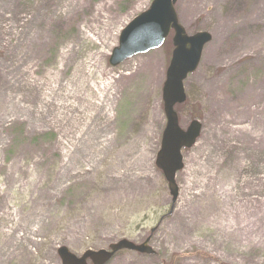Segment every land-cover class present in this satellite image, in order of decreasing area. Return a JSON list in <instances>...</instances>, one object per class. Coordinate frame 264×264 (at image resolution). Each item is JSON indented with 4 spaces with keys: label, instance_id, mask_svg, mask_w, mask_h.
Returning a JSON list of instances; mask_svg holds the SVG:
<instances>
[{
    "label": "rangeland",
    "instance_id": "obj_1",
    "mask_svg": "<svg viewBox=\"0 0 264 264\" xmlns=\"http://www.w3.org/2000/svg\"><path fill=\"white\" fill-rule=\"evenodd\" d=\"M150 2L55 0L50 16L49 0H0V264H61L59 246L80 256L120 239H148L153 253L120 250L106 264H264V0L174 5L186 33L211 35L174 108L182 129L201 123L182 150L174 201L155 166L172 33L156 49L107 62ZM26 18L39 40L25 76ZM90 57V84L113 86L105 97L93 92L100 105L78 89L77 65ZM26 80L38 83L27 112ZM12 217L39 229L31 254L4 242Z\"/></svg>",
    "mask_w": 264,
    "mask_h": 264
},
{
    "label": "water",
    "instance_id": "obj_2",
    "mask_svg": "<svg viewBox=\"0 0 264 264\" xmlns=\"http://www.w3.org/2000/svg\"><path fill=\"white\" fill-rule=\"evenodd\" d=\"M175 2L176 0H151L146 10L134 16L122 28L118 44L111 50L107 60L114 67L136 54L158 48L172 31L173 48L161 90L165 124L155 156V166L163 174L172 201L176 199L178 191L175 174L183 167L181 150L190 148L201 131V123L197 119L191 120L182 129L178 124L174 106L185 101L183 81L197 68L202 49L211 40L207 31L193 34L185 32L178 22ZM120 250L153 253L148 246V239L139 244L120 239L105 249H87L80 256L73 254L65 246L58 247L56 252L61 264H88V261L92 264H105Z\"/></svg>",
    "mask_w": 264,
    "mask_h": 264
},
{
    "label": "bare ground",
    "instance_id": "obj_3",
    "mask_svg": "<svg viewBox=\"0 0 264 264\" xmlns=\"http://www.w3.org/2000/svg\"><path fill=\"white\" fill-rule=\"evenodd\" d=\"M48 0H44L46 2ZM51 2V6L49 7V12L48 13L50 16H53V13L56 10L57 4L55 3V0H49ZM68 2L70 0H67ZM39 8V6H38ZM40 11L36 12V16L38 17ZM80 34V33H79ZM83 37L88 38L85 33H82ZM39 40V31H37V28L33 27V22L31 21L30 18H26L23 22V52H22V63H23V73L26 76L28 73L27 71L29 70L30 66H32V62L34 59V54L33 51L30 47V43L32 41L36 42ZM100 42H102L101 39H99ZM93 58L90 57V59H87L86 62H81L79 65H77V70L79 73L82 72L80 75V82H79V88L78 89H84L89 93V96L94 94L93 92L97 91L101 96L105 97L108 93L112 94L110 90L112 89V82H107L104 83L103 86H99L95 82L93 84H90L91 81V75L92 73L95 72L94 70V63H91L90 60ZM25 81V78H24ZM33 85L34 89H37L38 83L35 80L24 82V89L26 90L23 95L21 96V109L23 111H28L30 110L35 104H33L36 100L34 97H32L27 91L30 89V85ZM50 90H53V86H50ZM105 91V92H104ZM48 95L47 91L43 92V96L46 99V96ZM95 95V94H94ZM95 98L99 100L98 104H102L101 99H99L96 95ZM48 100V99H46ZM96 109H99L97 107ZM81 135V133H80ZM76 149V147H71L70 152H73ZM208 216V212L205 213H200L198 215L197 220L198 222L204 221V219ZM10 226L9 228L4 231V242H11L16 244L17 246H20L23 248L26 254H31L32 249L31 246L37 245V240L34 238L36 234L39 233V229H31L28 228L27 225H23L19 222V220L14 217L10 219ZM3 242V243H4ZM2 259L0 258V263Z\"/></svg>",
    "mask_w": 264,
    "mask_h": 264
}]
</instances>
